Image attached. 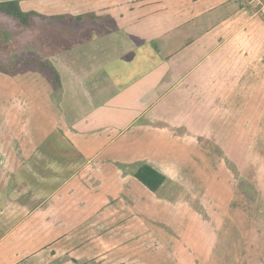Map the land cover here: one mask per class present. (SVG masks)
Masks as SVG:
<instances>
[{
	"label": "crops",
	"instance_id": "1",
	"mask_svg": "<svg viewBox=\"0 0 264 264\" xmlns=\"http://www.w3.org/2000/svg\"><path fill=\"white\" fill-rule=\"evenodd\" d=\"M62 5V14L51 2L22 9L40 23L52 19L44 12L80 20L91 14L87 37L75 32L68 52L58 45L46 54L60 84L36 68L19 75L41 79L39 87L16 76L0 81L12 89L0 107L23 115L19 125L3 127L0 108V264H222L221 215L205 212L218 225L204 228L183 196L181 215L199 223L192 253L187 259L183 250L159 246L140 201L154 192L133 172L149 165L165 177L159 189L167 194L173 172L141 150L157 153L156 143L178 142L200 153L211 143L225 151L221 142L230 131L240 139L255 135L264 122L259 0H74L75 15ZM210 139L214 144L204 147ZM133 149L137 157L128 156ZM147 253L155 261L147 262Z\"/></svg>",
	"mask_w": 264,
	"mask_h": 264
},
{
	"label": "rangeland",
	"instance_id": "2",
	"mask_svg": "<svg viewBox=\"0 0 264 264\" xmlns=\"http://www.w3.org/2000/svg\"><path fill=\"white\" fill-rule=\"evenodd\" d=\"M15 1H19L24 10L30 4L41 5L45 2H51V5H59L57 6L59 14L65 12V7L62 4L67 7L65 14L80 13L74 8V0ZM44 13L52 19L40 23L39 19L30 17L31 24L28 27L21 26L11 17L0 13V74H2L0 81L5 83L16 76L23 82L33 81L35 86L39 87L38 83L41 79H32L30 78L32 75H26L25 72L22 73L24 75H19L21 74L20 71H28L31 68H36V73L41 76L45 75L46 72L52 77V80H55L56 74L51 71L52 64L48 60L45 61L46 54L55 51L58 45H61L62 49L65 48L68 52L69 46H74V40L70 42L68 39L74 36L75 32H82L85 34L83 35L85 38L94 27L90 22V13L84 14L82 20L79 18V23L68 22L65 16L62 17L63 19H58L56 16L59 14L57 13ZM57 21L61 25H57ZM54 22L56 24H53ZM60 29H64L66 33H60ZM44 48L47 52H42ZM40 59L44 60L41 61ZM20 65L21 68L13 67ZM11 93L12 89L9 88V82L0 86L2 99H6ZM8 100L6 101H11ZM5 107L8 106L5 105ZM0 108L4 112L2 116L4 118L3 127L17 126L21 123L22 114L15 116L12 109ZM13 115L14 122L10 125ZM258 123L259 128L255 130L254 136L240 139L237 131L232 130L228 133L230 137L222 138L221 147L224 146L227 155L225 151H219L217 149L219 147L215 148L212 143L209 144L210 148H207L205 153L194 151L192 147L181 145L178 142L156 143L153 147L158 149L157 153L148 154L150 150L148 145L145 146L147 147L144 149L145 151L141 150V154H146L147 157H155L164 163L167 170L174 174V180L172 178L174 187L168 189L167 194L166 190L163 191V194L160 188L153 193V199L148 197L146 201L140 194V201L142 200L144 205H148V209L146 208L148 213L144 220L147 221L149 230L153 229L158 233L156 234L158 238L156 241L159 246L167 244L175 253L183 250V255L187 259L189 256L187 254L192 253L191 247L192 243L197 241L196 228L199 227V223H194L190 217L181 215L184 213V208L182 205L178 206V203H181L184 196L190 207L200 214L194 216L198 221L201 220L204 228H207V225L210 227L218 225V218L206 215L205 212L221 215V218L224 219L222 237L224 234L227 248L221 254V257H224L222 264H264V122ZM226 124L229 125L230 129L231 126L233 128L234 122L227 120ZM0 128H2L1 124ZM208 142L214 144V140L210 139V141L204 140L202 145L205 147ZM131 151L134 152L128 154L129 157L139 155L138 150L133 149ZM129 152L127 151V153ZM231 160L236 162L237 169L233 168L234 166L230 169L228 165L233 164ZM232 179L236 181L233 188L235 191L229 187ZM161 199L174 201V206L165 207L164 202L160 203ZM153 201L154 204H152ZM230 202L235 203L236 206H233L235 211L229 209ZM152 206L156 208V215L153 216H151ZM186 221L188 222L187 225ZM212 232V229L206 231V236L212 237ZM201 240L200 238L198 241ZM219 240L222 241L221 237ZM152 251L154 250L152 249ZM153 255L146 254L147 262L155 261V258H152ZM163 256L166 259L171 258L170 254H163ZM177 258L179 257H173L174 261H177ZM213 262L219 264L218 261Z\"/></svg>",
	"mask_w": 264,
	"mask_h": 264
},
{
	"label": "trees",
	"instance_id": "3",
	"mask_svg": "<svg viewBox=\"0 0 264 264\" xmlns=\"http://www.w3.org/2000/svg\"><path fill=\"white\" fill-rule=\"evenodd\" d=\"M0 13L11 17L16 22H18L21 26L28 27L30 25L29 18L36 14L34 12H25L20 8L19 2L15 0H7L0 2ZM69 22L75 23V21L79 20V17L64 15ZM53 74H56L55 80L58 85L59 78L57 72L52 68ZM133 176L144 185L149 191L156 192L159 187L163 184L165 177L150 167L147 164H140L137 166L133 172Z\"/></svg>",
	"mask_w": 264,
	"mask_h": 264
},
{
	"label": "built area",
	"instance_id": "4",
	"mask_svg": "<svg viewBox=\"0 0 264 264\" xmlns=\"http://www.w3.org/2000/svg\"><path fill=\"white\" fill-rule=\"evenodd\" d=\"M261 6H262V12L264 14V0H259Z\"/></svg>",
	"mask_w": 264,
	"mask_h": 264
}]
</instances>
